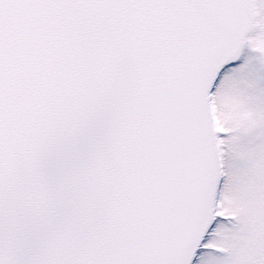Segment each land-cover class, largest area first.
<instances>
[{"label": "snow or ice", "instance_id": "snow-or-ice-1", "mask_svg": "<svg viewBox=\"0 0 264 264\" xmlns=\"http://www.w3.org/2000/svg\"><path fill=\"white\" fill-rule=\"evenodd\" d=\"M0 264H264V0H0Z\"/></svg>", "mask_w": 264, "mask_h": 264}]
</instances>
